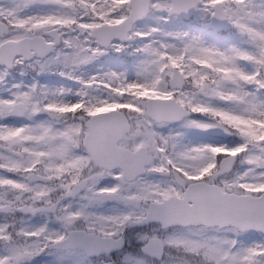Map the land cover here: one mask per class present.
Returning a JSON list of instances; mask_svg holds the SVG:
<instances>
[{
    "label": "rangeland",
    "instance_id": "rangeland-1",
    "mask_svg": "<svg viewBox=\"0 0 264 264\" xmlns=\"http://www.w3.org/2000/svg\"><path fill=\"white\" fill-rule=\"evenodd\" d=\"M58 1L61 5L47 0L0 1V20L12 27L8 38L53 28L64 34L44 59L19 57L12 71L0 68V109L5 112L18 102L28 109L21 124L0 123V137L8 148H14L16 140H27L31 144L24 150L34 154L45 136L61 130L51 132L43 119L34 121L33 110L39 105L88 112L121 106L127 114L145 115L148 98H175L194 111L186 121L194 131L182 123L146 126L139 118L135 127L143 132L135 136L156 143L168 155L174 151L190 174L206 171L217 157L239 154L231 180L252 193L264 191V76H260L264 75V0H200L188 18L168 12L171 0H152L149 14L134 25L128 40L108 47H101L90 33L95 26L122 22L130 10L129 0ZM217 2L229 22L221 32L206 27ZM72 24L84 32L66 33L62 26ZM173 68L187 79L180 90L168 85ZM38 72L51 78H39ZM72 89L78 97L69 93ZM197 112L205 115L196 116ZM217 123L226 125L232 135H207L206 129ZM24 163L28 167L30 160ZM236 252L230 264L240 263L243 252ZM39 264L69 263L58 256V261L44 259Z\"/></svg>",
    "mask_w": 264,
    "mask_h": 264
},
{
    "label": "flooded vegetation",
    "instance_id": "flooded-vegetation-1",
    "mask_svg": "<svg viewBox=\"0 0 264 264\" xmlns=\"http://www.w3.org/2000/svg\"><path fill=\"white\" fill-rule=\"evenodd\" d=\"M53 1L49 4L61 5ZM62 27L66 33L84 32L77 24ZM57 35L61 42L64 34ZM12 106L5 112L0 109L2 125L7 120L19 125L27 117L28 112L10 120ZM125 109L112 106L88 112L39 105L33 110L34 121L43 119L51 132L61 130L45 136L34 154L24 150L31 144L27 140H16L10 149L0 137V264H39L44 259L58 261V256L69 264H230L236 251L243 252L239 264H264L261 232L205 223L165 225L152 217L168 200L178 206L170 211L198 220V197L187 200L186 191L199 181L223 191H250L231 180L236 166L218 174L220 158L200 174L186 172L174 151L168 155L156 143L135 136L143 132L135 127L139 118L146 126L158 122L146 114H127ZM43 110L48 112L39 114ZM111 110L132 116L130 133L118 143L128 153L113 168L96 163L84 145L89 118ZM193 113L191 109L186 118ZM215 256L220 257L218 262L213 261Z\"/></svg>",
    "mask_w": 264,
    "mask_h": 264
},
{
    "label": "water",
    "instance_id": "water-1",
    "mask_svg": "<svg viewBox=\"0 0 264 264\" xmlns=\"http://www.w3.org/2000/svg\"><path fill=\"white\" fill-rule=\"evenodd\" d=\"M172 6L169 12L189 17L198 6L200 0H171ZM151 0H130V11L128 16L120 23L113 25H101L96 27L92 36L96 37L102 46H108L112 41L128 39V33L132 30L134 23L143 19L150 10ZM214 13L212 21L207 26L217 30H223L228 26V21L222 5L216 3L213 6ZM4 24L0 23V37L9 33ZM56 30L44 32L54 38V43H45L39 36L24 37L18 41L8 40L0 45V63L8 67L12 66L17 56H23L29 60L35 54L39 57L46 56L54 45L59 43ZM185 79L179 70L175 69L169 80L172 89L182 88ZM27 108L23 103H17L9 111L11 119L20 118ZM147 113L157 121H179L190 112L178 104L174 98H150L147 105ZM88 133L85 136L84 145L92 159L96 163H109L110 168L118 165L123 158L122 154L128 153L117 146V142L130 132V123L124 113L110 111L93 115L87 122ZM207 133L213 136L229 137L231 132L222 124L207 129ZM95 138H101L96 140ZM237 161L236 154L224 157L220 162L218 174L229 172ZM198 197L199 219L191 215L183 216L178 212L170 211L178 209L177 205H170L168 200L160 204L161 212L155 219L164 222L165 225L177 224H200L210 226H234L241 231H261L264 233V192L258 196L252 194H236L223 191L216 184L196 182L189 186L186 191L187 200H196ZM166 212H164V210ZM160 214V215H159ZM203 217V218H202ZM147 221L151 216L148 214ZM159 257V256H158Z\"/></svg>",
    "mask_w": 264,
    "mask_h": 264
},
{
    "label": "bare ground",
    "instance_id": "bare-ground-1",
    "mask_svg": "<svg viewBox=\"0 0 264 264\" xmlns=\"http://www.w3.org/2000/svg\"><path fill=\"white\" fill-rule=\"evenodd\" d=\"M54 74H57V73L54 72ZM49 78H51V77H49ZM68 78H69L70 80L73 79L71 76H69ZM247 102H248V105H249V106H252V101H251V99L248 98ZM255 103H256V102H255ZM256 104H257V103H256Z\"/></svg>",
    "mask_w": 264,
    "mask_h": 264
},
{
    "label": "trees",
    "instance_id": "trees-1",
    "mask_svg": "<svg viewBox=\"0 0 264 264\" xmlns=\"http://www.w3.org/2000/svg\"><path fill=\"white\" fill-rule=\"evenodd\" d=\"M215 76H217V74H215Z\"/></svg>",
    "mask_w": 264,
    "mask_h": 264
}]
</instances>
